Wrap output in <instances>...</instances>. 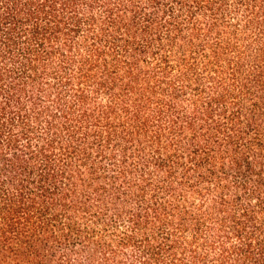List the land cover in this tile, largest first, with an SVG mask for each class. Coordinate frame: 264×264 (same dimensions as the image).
<instances>
[{
	"label": "trees",
	"instance_id": "1",
	"mask_svg": "<svg viewBox=\"0 0 264 264\" xmlns=\"http://www.w3.org/2000/svg\"><path fill=\"white\" fill-rule=\"evenodd\" d=\"M0 264H264V0H0Z\"/></svg>",
	"mask_w": 264,
	"mask_h": 264
}]
</instances>
